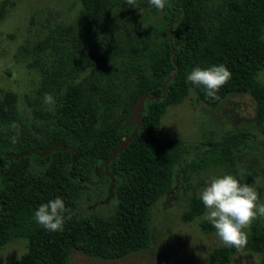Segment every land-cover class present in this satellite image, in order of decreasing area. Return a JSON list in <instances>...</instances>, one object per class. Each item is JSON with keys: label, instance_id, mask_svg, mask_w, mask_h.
Returning a JSON list of instances; mask_svg holds the SVG:
<instances>
[{"label": "trees", "instance_id": "trees-1", "mask_svg": "<svg viewBox=\"0 0 264 264\" xmlns=\"http://www.w3.org/2000/svg\"><path fill=\"white\" fill-rule=\"evenodd\" d=\"M80 1L79 37H94L96 43L69 57L49 43L50 37L42 44L56 52L46 62L35 60L38 97H26L31 123L22 121L14 92L0 94V247L27 240L26 251L9 264H69L73 249L100 260L123 259L149 246L153 209L173 187L177 166L181 186L193 172L209 167L234 171L248 132L239 129L209 139L187 161L182 140L163 130L167 107L190 90L211 108L230 94L249 93L256 101L254 126L264 134V0H167L162 11L147 0H137L139 8L126 0ZM4 12L1 6L0 19ZM212 65L231 72L219 99L186 82L194 67ZM46 94L54 103L44 102ZM143 96L154 98L145 99L137 132L101 168L132 133L136 124L127 123L131 105ZM56 143L61 146L45 153ZM260 171L264 178V154ZM102 196L110 200L107 208L83 211L84 202ZM56 197L72 217L63 231L50 232L34 213ZM205 211L193 191L181 218L190 222ZM198 227L216 233L204 218ZM246 232L244 248L258 253L264 264L261 218ZM240 250L219 244L208 252V262L230 264Z\"/></svg>", "mask_w": 264, "mask_h": 264}, {"label": "rangeland", "instance_id": "rangeland-1", "mask_svg": "<svg viewBox=\"0 0 264 264\" xmlns=\"http://www.w3.org/2000/svg\"><path fill=\"white\" fill-rule=\"evenodd\" d=\"M1 6L5 12L0 19V94L12 91L17 95L20 117L29 124L32 118L26 97L36 99L40 84L35 60L46 62L56 52L52 47L42 49V44L50 37L49 43L59 46V52L69 57L82 54L96 40L79 37L80 0H0ZM25 45L28 47L24 48ZM255 116L256 101L246 92L230 94L216 108H211L197 100L195 91L190 90L181 102L168 106L161 117V126L185 144L187 161L195 158V151L204 150L209 139H218L228 131L239 129L248 132L247 145L237 153L235 170L209 167L193 172L181 186V166H177L173 187L153 209L151 241L147 248L115 260H100L73 249L69 264H209L208 252L221 242L216 233L205 234L199 229L198 220L205 213L190 222H184L181 215L193 191L199 195L211 177L224 174H232L241 183L254 186L264 202V178L260 171L264 134L254 126ZM133 118L132 113L127 122L129 126H134ZM193 146L200 149L193 150ZM109 202V198L102 196L84 202L82 208L83 211L107 208ZM261 221L264 224V217ZM26 246L24 238L1 246L0 264L17 259L26 251ZM259 261L258 253L243 248L230 264H259Z\"/></svg>", "mask_w": 264, "mask_h": 264}, {"label": "clouds", "instance_id": "clouds-1", "mask_svg": "<svg viewBox=\"0 0 264 264\" xmlns=\"http://www.w3.org/2000/svg\"><path fill=\"white\" fill-rule=\"evenodd\" d=\"M148 4L162 11L167 0H147ZM129 6L139 8L137 0H126ZM142 11V9H141ZM231 80V72L224 65H212L207 68L194 67L186 76V82L202 86L208 97L219 99V91ZM46 104L54 103L53 97L46 94ZM13 129L18 126L13 123ZM16 136L12 137V143ZM199 198L206 209L204 219L211 223L216 236L224 247L237 250L246 247L248 236L245 229L264 217V202L257 189L247 183H241L232 174L213 176L200 192ZM72 212L60 197L41 204L34 213L35 221L50 232L63 231L65 220L71 219Z\"/></svg>", "mask_w": 264, "mask_h": 264}, {"label": "water", "instance_id": "water-1", "mask_svg": "<svg viewBox=\"0 0 264 264\" xmlns=\"http://www.w3.org/2000/svg\"><path fill=\"white\" fill-rule=\"evenodd\" d=\"M171 27V24H169V28ZM173 52L175 53V49H173ZM173 73V72H172ZM171 78H173V75H171ZM169 80V78H167V80L165 81V83H167ZM165 87H162V96H164L165 94ZM146 98L149 99H153L154 96H143L139 99L136 100V103L131 105V111L134 114V118H133V123L136 124V126L134 127L132 133L128 136V138L122 142L119 146H117V148H115L114 150H112L111 154L107 157V159L104 161L103 165L101 166V168L105 167L107 168L109 162L115 157V155L119 152H121L123 150V148L132 140V138L134 137L135 133L137 132L139 125L142 122V110H143V106H144V101ZM131 123V122H130ZM132 124V123H131ZM61 146V144H54L48 147V149L45 151V153H48L51 149H53L54 147H58ZM66 147V146H65ZM73 150V149H72ZM73 157V155H72Z\"/></svg>", "mask_w": 264, "mask_h": 264}]
</instances>
